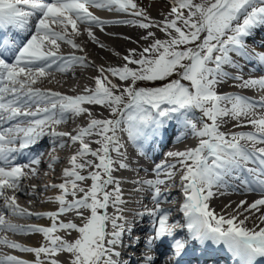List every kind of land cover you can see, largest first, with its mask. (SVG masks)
<instances>
[{
    "label": "snow or ice",
    "instance_id": "1",
    "mask_svg": "<svg viewBox=\"0 0 264 264\" xmlns=\"http://www.w3.org/2000/svg\"><path fill=\"white\" fill-rule=\"evenodd\" d=\"M92 6L143 19L102 20L89 11ZM169 15L172 19L162 22V30L169 32V39H154L138 54L139 59L133 58L135 49L129 50V55L123 57L126 63L122 67L101 68V76L95 78L93 89L85 88L84 94L69 96L33 87L38 79L48 75L53 66L65 71L71 64L85 61V57L74 54L61 55L58 41L80 48L71 38L72 34H78V23L101 27L108 23H129L148 29L152 24L144 9L138 8L134 0H0V123L18 121L14 126L0 128V197L4 201L0 210V230L42 233L47 241L40 247H28L2 238L0 243L35 253L37 259L30 262L15 255H3L0 256V264H43L41 254L45 255L48 264H60L53 257L65 251L72 254L70 264H117L112 259L113 255L119 256L115 246L123 242L122 236L131 232L132 226L120 214L122 209L118 206L124 201L120 182L112 175L115 163L120 168L128 167L122 160L113 161L110 155L112 151L119 153L122 147L116 130L123 124L128 138L136 142L167 131V125L172 121L185 132L201 137L195 148L167 154L178 158L177 163L184 169L181 187L185 199L181 210L187 218L185 226L191 239L201 244L222 242L239 259V264H258V260L264 258V226L258 230L257 226L246 227L248 216L238 220L243 213L259 212L264 207V196L251 204L240 201L237 209L243 212L230 216L217 215L208 203L215 195L213 187H227L223 178L237 170L253 177L242 181L246 190L264 192V178H261L264 177V147H256L264 144V115L248 120L254 126V131L249 132L225 133L220 131L218 123L229 116L234 119L250 114L255 116L256 106L264 107V97L257 101L239 94H218L216 91L217 84L230 77L223 69V65L233 64L229 53L251 55L247 53L244 37L255 27L264 26V0H173ZM53 25L61 26L63 31H57ZM173 29L175 36L170 32ZM11 30H15V35L6 39ZM88 35L95 40L91 29H88ZM153 35L148 32V37ZM180 45L185 47L180 49ZM257 59L264 64V53ZM129 64L138 67L132 68ZM178 69L179 79L162 86L137 85L138 81H163ZM105 73L131 83L116 94L114 89L117 85ZM231 78L240 80L242 87L264 89V76ZM85 103L110 108L114 118H93L75 135L56 130L54 125L63 123L69 113L80 115L88 112L83 107ZM195 110H199L202 116L197 118ZM204 118L211 123L205 122ZM195 119L201 121V127H197ZM93 134L101 137L97 141L101 147L96 150L85 142V137ZM44 136L52 137L54 142L59 140L61 144L67 137L72 143L78 141L80 147L69 159L71 167L63 170L64 182L45 186L61 190L54 197L59 202L58 210L32 213L20 207L15 195L8 196L6 190L23 191L22 179L29 173L36 174L31 165L39 164L38 158L33 157L28 164L21 165L18 157ZM89 155L99 162H78ZM249 161L256 167L245 168ZM93 164L94 171L88 176L81 174L80 170ZM175 167L174 164H157L153 170L157 173L155 179L137 181L149 186L156 204L154 209L137 215H148L154 221V236L148 237L147 243L151 246L163 238H171L174 255L179 257L186 248V241L176 239L174 229L178 225L169 224V210L160 207L166 194L159 187L165 183V179L160 178V170L167 169L164 176L170 179L175 174L171 169ZM89 178L91 186L87 190L80 187L78 182ZM109 185L115 187L108 191ZM31 187L35 189V185ZM77 192L83 195L78 197ZM69 195L71 200L67 199ZM109 203L117 207V214H107ZM82 209H90L91 212L82 226L72 221L57 223L62 213L75 211L77 216H83ZM101 209L103 214L99 211ZM5 211L22 216H47L52 223L47 227L13 224L5 218ZM259 220L264 223V214ZM108 222L112 226L111 232L106 230ZM58 229L76 230L80 235L74 241H68L53 235ZM144 259L146 264H154L155 257L146 255Z\"/></svg>",
    "mask_w": 264,
    "mask_h": 264
},
{
    "label": "bare ground",
    "instance_id": "2",
    "mask_svg": "<svg viewBox=\"0 0 264 264\" xmlns=\"http://www.w3.org/2000/svg\"><path fill=\"white\" fill-rule=\"evenodd\" d=\"M147 1V3H145ZM168 3L173 6V1L169 0H158L156 2L151 0H134V3L138 6V8L144 9L146 16L149 18L152 26L148 29L142 28L136 24L129 23H108L104 24L102 27L95 24H86V23H78V34H72L71 38L75 41L76 44L80 45V48H74L71 44L64 42L67 45H62L59 42L60 48L59 53L63 56L76 55L85 57V61L83 63H73L71 64L67 70L59 71L56 66H53L48 71V75L42 77L36 81L33 87H38L41 89H50L52 91L60 92L65 95L75 96L84 94L85 88L93 89L95 87V78L101 76L100 69L110 68V67H122L126 61L123 59L124 56L129 55V50L135 49L136 54L133 56L134 59H139V53L143 51L146 45L154 41V39H169V32L162 30V22L168 19H172L169 15L171 12L170 9L166 8L162 3ZM170 5V7H172ZM89 11H91L94 15L99 17L102 20H130V19H143V17H132L129 13L108 10L106 8H98V7H90ZM144 22H149L145 20ZM34 23V22H33ZM53 27L57 31H63V28L59 25H53ZM88 29H91L95 40L89 37ZM256 31H261L262 35L257 36L256 31L254 34L248 37H244V44L246 46L247 53L251 55L241 54L238 52H230L229 55L232 58L233 64H225L223 65L224 71L226 68H230L231 71L234 70L235 76L243 77V79L248 78H259L264 76V64H262L257 57L264 53V26H257L254 28ZM148 32H152L154 35L152 37H148ZM171 35L175 36V30H170ZM69 33H71V27L69 26ZM143 37H148L147 39H143ZM129 67L136 68L134 64H129ZM137 66V65H136ZM211 66V65H210ZM254 69V70H252ZM244 73L241 75L240 73ZM108 75L109 79L112 83L117 85V88L114 89L116 94H119L123 87L129 84L128 81H121L119 77H113L109 73H105ZM230 75L228 79L223 80L221 83L217 84L216 91L218 94H239L245 96L249 99L260 100L264 97V89H260L259 87L254 88H245L240 86L241 82L237 79H232L231 77H235ZM258 88L259 92H254V89ZM43 107L44 105H40ZM83 107L87 108L89 111L85 113H81L80 115H73L69 113L67 115L66 120L59 124L54 125L57 131H65L70 132L73 135L76 134L77 130L81 127H86L88 122L95 119H112L113 117H109L110 111L109 108L103 105L96 104H87L85 103ZM35 106H33L34 110ZM255 116L249 115L247 117H240L239 119H234L232 117H224L222 120L218 121L220 124V131L225 133H238V132H249L254 131V126L248 123V120L252 118H259L264 115V107L257 105L255 108ZM90 113V114H89ZM112 113V112H111ZM114 116V114H113ZM195 116L199 118L202 116V113L199 110H195ZM13 121H4L0 123L2 128H8L12 126ZM205 122L211 123L210 120L204 118ZM197 127H201V121L199 119H195ZM173 124V125H171ZM172 126H176V132L172 130ZM50 130V129H49ZM117 138L119 139L120 148L119 153L112 151L110 153L113 161H120L125 159V161H129L130 149L126 150L123 148V144L126 142L131 144L134 147L137 144L128 138V133L125 130V126L122 124L120 128L116 130ZM174 137L171 139V136ZM164 140L162 142L161 149L156 152V154L150 159V165L148 170V176L150 179H155L157 173L153 170L157 164L168 163L174 164L176 167L171 169L175 174L170 178L166 179L164 176L165 171L167 169L160 170V178L165 179V183L159 185L161 191L166 194V198L162 199L160 202V207L163 209L169 210V224L178 225L174 229V235L176 239L186 241V245L193 244L192 240L188 239V230L185 226L187 218L183 215L181 210V206L184 203V194L182 191V181L181 176L183 174L184 169L177 163V159L175 157H170L167 154L169 152L176 151H185L189 148H195L201 139L199 136L193 135L190 131L185 132L175 121H172L167 125V131L164 133ZM206 138V137H205ZM65 143L61 144L59 140L54 142L52 137L44 136L41 138L36 144L30 146L28 149L24 150V154L18 157V163L21 165L28 164L29 161L38 156L39 164L31 165L36 169V174L33 175L31 173L21 181V186L23 191L7 189V195L12 196L15 195L17 204L27 209V207H31V210L38 212H49V211H57L59 208V202L54 199L55 196L60 194L59 188L45 187L46 185L51 184H59L64 182L66 179L63 175V170L65 168L71 167L69 163L70 157L75 154L80 147L79 142L72 143L67 137L63 138ZM101 137L99 135L93 134L89 137H85V142L89 143L91 149L96 150L101 147L100 143H97ZM19 143V142H17ZM57 143V145H54ZM244 143V141H241ZM54 145V146H53ZM256 147H264L262 144H257ZM95 157L91 155L80 158L78 162L83 163L84 160H93ZM96 162H94L95 164ZM191 163V161H188ZM49 164H52L51 166ZM94 164L92 166L85 167L80 170L82 175L88 176V174L94 171ZM142 165V164H141ZM27 172L28 169L26 168ZM126 171V169H125ZM122 168L119 167L118 163L113 165L112 175L119 181H121L120 175L125 173ZM51 172V173H49ZM55 175H54V174ZM45 174H49V179ZM54 175V176H53ZM34 182L42 183V186L31 187L34 185ZM91 179H86L85 181H79L78 184L80 187L87 190L91 186ZM121 183L123 187L130 183V180L122 179ZM135 185V184H134ZM137 184L136 186H139ZM115 185H109L107 190L111 191ZM122 187V188H123ZM135 187V186H134ZM121 188V189H122ZM136 190V189H135ZM213 192L215 195L209 200V206L211 209L215 211L217 215H235L238 211L243 212L242 209H237V205L240 201H247L248 204H251L257 199H260L264 196V193L251 194L250 196H241L234 197L233 195H228L227 197L222 196L220 193ZM82 192H77V196H82ZM140 195V193H137ZM52 198V199H50ZM68 200L72 199V196L69 195L67 197ZM146 202L142 209L144 208L146 213L149 209H154L156 204L152 199V190L150 189L149 197H146ZM3 197H0V210H2L3 206ZM39 205V206H38ZM33 207V209H32ZM247 207V204L245 205ZM83 216H77L75 211L70 213H62L58 217L57 223L60 221L68 222L72 221L76 223L78 226H82L85 218L90 216L91 212L89 209H82ZM104 210L101 214H103ZM107 214L109 216H113L117 214L115 210H113V205L109 203L107 208ZM264 214V207L260 208L259 212L252 210L248 213H243L238 216L239 219H244V216H248V219L245 221V226L248 228H253L254 226L258 227L264 226V223H261L259 217ZM6 217L15 218L17 221L25 219L26 225H40V226H51V219L47 216H22L15 215L10 212L5 211ZM134 215H130L126 218L127 224H131L130 221ZM146 219V223L144 224L143 230L148 235H141L139 239L140 245L147 243V237L154 236V232L152 230V224L154 221L148 216H143ZM138 218V217H137ZM29 222H34L29 223ZM125 221H122L124 223ZM107 231H112L111 223H107ZM6 231V230H5ZM3 232V231H2ZM15 232V231H14ZM26 237H16V241L18 243L24 244L28 247H40L41 245L47 244L42 233H33V232H23ZM127 232H125L126 234ZM14 234V233H13ZM16 234V232H15ZM21 234V233H20ZM53 235H58L65 240L74 241L79 237V232L76 230H65L58 229ZM20 236V235H19ZM23 236V235H21ZM155 245L157 248L161 250V254L166 255L170 251H172V239L171 238H163L160 241H156ZM218 248L215 250L214 256L218 257L219 252L227 251L222 246H217ZM138 249V246L135 247ZM9 250V249H8ZM16 253H7V255H15L30 262H35L37 257L35 253L32 252H23L19 249H15ZM208 250V249H207ZM206 250V251H207ZM205 251V252H206ZM71 255L68 252H59L55 254L54 259L58 260L60 264H70ZM192 256H189V259ZM122 260L125 259L124 256L121 257ZM40 260L43 264H48V260L45 258L44 254H41ZM155 264H165L164 262H156Z\"/></svg>",
    "mask_w": 264,
    "mask_h": 264
},
{
    "label": "rangeland",
    "instance_id": "3",
    "mask_svg": "<svg viewBox=\"0 0 264 264\" xmlns=\"http://www.w3.org/2000/svg\"><path fill=\"white\" fill-rule=\"evenodd\" d=\"M142 1H145V0H142ZM151 1H154V2H156V1H158V0H151ZM169 1H173V0H169ZM195 2H200V0H195ZM145 3H147V1L145 2ZM166 8H168V9H170L171 10V8L172 7H170V5H171V3H170V5L168 4V3H162ZM172 6V5H171ZM185 14H187V12H186V10H185ZM178 25H179V22H178ZM256 30L255 29H253L251 32H250V34L248 35V36H250V35H252V34H254V32H255ZM256 33H257V36H260V35H262L261 34V31H256ZM204 34H202V36H203ZM247 37V36H246ZM162 40V39H161ZM60 44H62V45H67L66 43H64V42H60V41H58ZM153 43V40H151V42H149L147 45H146V47H148L150 44H152ZM193 45H188V47H192ZM180 47V49H183L184 47H185V45H180L179 46ZM134 66L135 67H138V65L136 66L135 64H134ZM178 71V73H179V69L177 70ZM176 79H179V75L177 74V77H176ZM129 82V84L131 83V81L129 80L128 81ZM141 83H142V81H138L137 82V85L138 86H141ZM182 83H185V84H188L189 82H187V81H182ZM159 86H162V85H159ZM126 99V98H125ZM109 111L111 110L110 108L108 109ZM109 117H113V113H111V111H110V114H109ZM54 145H57V143H55ZM53 145V146H54ZM38 155H40L39 153H38ZM94 162H96V163H98L99 161L95 158L94 159ZM50 166L52 165V164H49ZM49 173H51V172H49ZM54 174V173H53ZM46 176H47V179H49V178H51V177H49V174H45ZM55 175V174H54ZM53 175V176H54ZM52 179V178H51ZM34 185H35V187H38V186H42L43 184L42 183H37V182H34ZM39 206V205H38ZM28 209V211L29 212H33L32 210H31V207H27ZM32 209H33V207H32ZM89 211H90V209H89ZM35 212V211H34ZM10 218V217H9ZM12 218V217H11ZM12 219H14L15 220V218H12ZM22 220V219H21ZM21 220H17V222H20ZM24 220L25 219H23L21 222L23 223V224H25L26 225V223H24ZM30 223V222H29ZM3 231V232H2ZM15 232H16V234H15ZM13 231V230H0V235L1 236H5V235H7L8 236V238L10 239V240H16V237L18 236V237H21V240L23 239L22 237H26V236H24L25 234L23 233V232H21V231ZM14 233V234H13ZM21 233V234H20ZM20 235V236H19ZM21 235H23V236H21ZM16 236V237H15ZM25 239V238H24ZM23 239V240H24ZM0 249L1 250H3V251H8V252H13V251H16L14 248H10V247H8L6 244H3V243H0ZM9 249V250H8Z\"/></svg>",
    "mask_w": 264,
    "mask_h": 264
},
{
    "label": "trees",
    "instance_id": "4",
    "mask_svg": "<svg viewBox=\"0 0 264 264\" xmlns=\"http://www.w3.org/2000/svg\"><path fill=\"white\" fill-rule=\"evenodd\" d=\"M178 74V71L173 73L172 76L165 78V80L163 81H143L144 86H159V85H163L167 82H169L170 80L176 79Z\"/></svg>",
    "mask_w": 264,
    "mask_h": 264
}]
</instances>
